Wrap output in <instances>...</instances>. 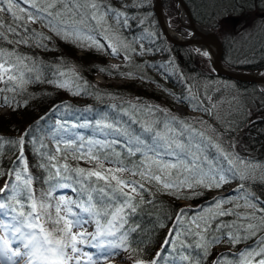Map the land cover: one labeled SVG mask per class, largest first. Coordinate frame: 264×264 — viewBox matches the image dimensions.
<instances>
[{
	"label": "trees",
	"instance_id": "1",
	"mask_svg": "<svg viewBox=\"0 0 264 264\" xmlns=\"http://www.w3.org/2000/svg\"><path fill=\"white\" fill-rule=\"evenodd\" d=\"M185 1L195 19L215 30L222 38L225 65L249 71L264 68V19L261 16L256 19L248 18L241 24H232L233 27L221 31L222 25L231 21L234 11L242 13L256 7L264 11L263 0ZM96 2L101 6L98 17L104 16L106 21L88 19L84 24L78 25L80 36L70 35L68 39L57 35L46 22L13 20L8 13L0 14L4 24V29H0L4 33L3 38H0V50L14 52L26 58L24 64L35 65L33 72L25 73L24 78L28 83L24 84L22 89L3 91L6 87L10 88L6 84L0 89V105L5 97L11 105L8 106L10 111L7 115L0 114V137L3 138L0 142V173L11 172L18 163L21 146L8 142L19 140L22 134L31 131V142L28 136H24L22 149L27 159V171L33 177L31 186L39 197L41 192H47L49 187L43 182L47 173L37 166L41 163L39 153L51 154L55 151L58 139L55 133L60 125H65V132L61 133L64 139L82 136L85 141H119L113 145V150L120 153L125 164H129L139 161L142 157L140 153L134 156L126 154L127 141H134V138L139 136L145 143L151 144L152 133L147 129L151 128L162 135H171L165 133L163 128L164 123H169L177 131H184L185 137L191 135V141L181 137L185 143H201L202 155L207 156L214 166L222 168L230 181L228 184L223 183L219 188H206L202 184L193 188L182 187L176 195L172 194L175 189H163L162 186L156 187L146 183L145 188L148 190L142 196H135L138 202L135 204V211L126 208L122 213L126 222L122 226L117 222L115 235L103 237L116 244V254L121 253L125 260L131 262L136 259L147 262L160 253V264H217L222 255L226 257L223 264H243L244 262L240 263L241 253H245L253 245H257V248L264 246L260 243L264 241V229L254 235L249 234L239 243H230L225 238V233H236L237 228L246 226L249 222L246 217L255 214V220L251 222L258 223L264 215L260 211L264 209V88L255 83L220 76L213 72L211 63L210 69L204 66L203 58L196 48L170 43L163 36L151 0ZM163 3L169 24L178 26L180 22L177 18V0H163ZM106 22L110 23L109 29L101 31ZM9 25L16 29V34L5 30ZM25 27L27 31L24 30ZM179 31L189 34L184 28ZM111 33L118 35L119 52L128 57L124 64L116 68L108 61L110 53L106 47L98 48L86 39L87 36L99 34L115 40ZM252 34L255 40L252 43L255 44L251 46L249 37ZM22 36L27 39V43L18 42ZM80 50H84V54L80 55ZM99 72L107 79L126 78L131 82L121 86L111 83L100 85L95 81V75ZM37 75L39 80L35 79ZM139 79L169 86L168 89L177 97L175 100L192 112L201 114L199 119H205L212 126L214 134L211 135L184 117H177L156 105L147 102H122L130 96L137 97L142 94L154 100L160 99L155 93L149 94L147 86L144 89H135V85L139 84L136 80ZM60 84L65 87H60ZM159 92L163 91L160 89ZM180 122L190 128H182ZM107 125L112 127L108 128ZM199 132H203L208 139L199 137ZM212 144H220L225 152L238 156L245 162L260 165L254 173V178H233L232 173L228 171L231 166ZM86 148L87 145L85 150ZM167 151L170 150H162V153ZM163 159L175 162V157L167 154H163ZM66 162L73 167H94L87 159L76 160L72 159L71 155ZM59 163L63 164L65 161L61 159ZM105 167L114 165L105 163ZM170 171L171 179L176 181L189 175L183 172L178 174L177 169ZM123 175L126 179H139L128 173ZM6 178L12 182L10 176L6 175ZM230 182L238 186L230 188ZM64 189L66 188L52 192L49 199L53 204L60 197L59 192ZM221 190H233V194H216ZM10 195L11 193H6L5 197ZM93 195L95 200V194ZM72 197L76 200L77 193L74 192ZM222 198H229L230 204V207L222 209L234 214L209 220L207 231L201 222V228L197 230L192 220L213 215L216 210L212 209V213L201 210L207 209L213 201ZM4 202L12 203L10 200ZM186 202L191 203V206ZM181 210H185L183 215ZM74 212L91 217L80 208H76ZM177 217H180V220H177ZM100 223L106 222L101 218ZM221 225L234 227L230 229ZM46 228H50V225L46 224ZM189 228L200 231L204 240L197 235H187ZM173 230L179 233V240L169 237V232ZM94 233L95 231L90 232ZM238 234L245 235L243 231ZM216 237L220 238L218 242L209 243ZM95 239L100 240V236ZM166 239H173L176 247H169L165 253L162 245ZM181 243L184 247H181ZM198 244L207 246L206 255L205 249L198 247ZM220 245L229 249L221 252L217 249ZM181 256H188L190 259L181 261ZM253 261L255 260L250 262Z\"/></svg>",
	"mask_w": 264,
	"mask_h": 264
},
{
	"label": "snow or ice",
	"instance_id": "2",
	"mask_svg": "<svg viewBox=\"0 0 264 264\" xmlns=\"http://www.w3.org/2000/svg\"><path fill=\"white\" fill-rule=\"evenodd\" d=\"M100 12L101 6L96 0H0V14L8 13L13 20L46 22V25L50 26L57 35L65 39H68L70 35L79 37L81 33L78 25L84 24L88 19L98 20L102 18L97 15ZM2 21L3 17L0 16V29H4ZM5 30L16 34V29L11 25ZM24 30L27 31V28L25 27ZM3 35L4 33L0 31V38H3ZM87 39L92 40V37L89 36ZM18 42L27 43V39L22 36ZM93 43L98 48L105 47L98 41H93ZM112 52L115 54V49H112ZM201 54L205 57L209 56L207 51ZM25 59L14 52L0 50V81L4 82L6 86H10L3 91H16L17 88L22 89L24 84L28 83V80L24 78L25 73L33 72L35 65L24 64ZM35 79L39 80V75ZM60 87H65V85L60 84ZM0 106H11L7 97L4 98L3 104ZM180 124L184 129L190 128L183 122ZM107 127L111 128L112 125H107ZM163 128L165 133L171 135H162L151 128L147 129L148 132L152 133L153 142L151 144L145 143L139 136L135 137L134 141H127L125 144L126 154L134 156L136 153H140L142 158L139 161L125 164L120 153L113 150V145L119 141H85L82 136L64 139L61 133L65 132V125H60L55 133V136L58 137L55 151L51 154L48 152L39 153L41 163L37 166L47 173L43 182L49 186L48 191L41 192L39 197L31 186L33 177L27 171V159L23 155L22 149L25 143L24 136H28L31 142V131L22 134L19 140L9 141L8 143L19 145L21 148L18 163L13 170L7 174L0 173V176L8 175L12 178L11 183H5L4 187L0 188V193H11L8 197L0 196V216L5 218L10 216L11 221H13L12 223H5L4 220H0V229L5 233H10L11 240L17 242L18 246L16 249H12L10 241L0 236V264H18L16 258L24 260L25 264H80L82 253L78 244L84 243L89 235L93 239L98 236L115 235L114 230L117 227V222L120 223V226L126 222L122 215L124 210L130 208L134 212L135 204L138 203L135 196H142L148 190L145 188L146 183L156 187L162 186L163 189H175L176 191L172 194L176 195L182 187L193 188L197 184H202L206 188H219L228 181L229 177L224 170L214 166L207 156L202 155L201 143H185L181 140V137H185V132L177 131L169 123H164ZM197 135L208 139L203 132H199ZM185 138L188 141L192 140L190 134ZM2 141L3 138L0 137V142ZM209 143H211L210 140ZM85 145H87L86 150ZM212 146L231 166L228 171L232 173L233 178L237 176L240 180L254 178V173L260 165L245 162L238 156L225 152L220 144H212ZM41 147L44 146L41 145ZM165 149L170 151L162 153V150ZM58 153L60 155H57ZM163 154L174 156L175 162L164 160ZM70 155L72 159L76 160L87 159L94 164V167L92 169L73 167L66 162ZM189 156L191 159H188ZM61 159L65 163L60 164ZM105 163L112 164L114 167H105ZM171 169H177L178 174L183 172L189 175L183 180L176 181L171 179ZM124 173H128L132 177H139V179H126ZM190 181H194V183ZM59 188L72 189L73 192L77 193V199L73 200L61 195L53 204L49 198L52 196V192ZM93 194H95V200ZM227 199L229 198L212 202L218 210L213 215L193 219L192 223L195 228L200 229L202 222L204 230L207 231L209 220L215 219L217 216L233 215V212L221 209V204ZM5 200H10L12 203H5ZM212 204L201 211L212 213ZM73 207L82 209L84 213H88L95 220L96 232L94 234L72 233L73 227H83L85 223L89 222L83 215L74 212ZM260 211L264 213V209ZM184 212L185 210H181V215ZM101 218L105 220V224L100 223ZM176 219L180 220V217ZM245 219L249 220L246 226L237 228L236 233L232 231L225 233V238L230 243H239L249 234L254 235L257 231L264 229V215L261 216L258 223L251 222L255 220V214ZM45 224L50 225V228H46ZM221 227L231 229L234 226L221 225ZM197 230L189 228L186 234L200 236L203 241L204 237ZM241 231L245 233L244 236L238 234ZM169 237L179 240V233L175 230L170 231ZM173 239L164 241L162 248L165 253L169 247H176ZM219 239L216 237L209 243L218 242ZM260 243L264 245V241ZM197 246L204 248L205 255L207 254L205 244H198ZM181 247H184L182 243ZM21 248L24 251H21ZM240 255L249 259L252 256L261 257L256 264H264V246L260 247L259 251H249ZM161 259V254L157 253L150 261L136 259L134 264H160ZM173 259L175 260V258ZM179 259L188 261L190 258L181 256ZM225 259L226 257L222 255L217 264H223Z\"/></svg>",
	"mask_w": 264,
	"mask_h": 264
},
{
	"label": "rangeland",
	"instance_id": "3",
	"mask_svg": "<svg viewBox=\"0 0 264 264\" xmlns=\"http://www.w3.org/2000/svg\"><path fill=\"white\" fill-rule=\"evenodd\" d=\"M255 2H258V0H255ZM263 3H264V0H263ZM261 12H263V10H260L256 7V8H254V10H245L242 13L240 11H234V13L232 15L240 18L238 24H241L242 22H245V20H247L248 18H251V19L255 18L256 19L259 16V13H261ZM100 17H102V18H99V21H102V22L106 21V18L104 16H100ZM177 18L180 22L179 14H177ZM167 19L169 20V18H167ZM232 24H233L232 21L225 22L221 27V31H223L222 29L233 27ZM109 25H110V23L106 22V26H102L101 31H103V29H107V28L109 29ZM179 25H180V23H179ZM173 27H176V26H173ZM112 36L115 37L114 38L115 40L109 39V38H103V40H102L101 39L102 36L99 34L90 35V37H92V40L87 39V37H89V36H87L86 39L88 40L89 43H91V45H95L93 43V41H98L100 44H104L105 47L108 48V51L114 55V56L109 57L108 61L110 62V64L112 66H114L116 68V67L120 66L124 61H127L128 57L123 56L122 58H117L120 55L119 54L120 39L116 33H113ZM253 38H254V35L253 34L250 35L249 43L251 42V46L255 44V43H252L255 41ZM109 45H110V47H109ZM112 49H115V54L112 52ZM84 52H85L84 50H80L79 54L82 55V54H84ZM197 52L202 56L204 66H206L210 69L209 57H205L201 54L203 52V50L201 48H197ZM95 81L97 84H100V85H103L104 83L107 84L111 81V84H115V86H117V85L121 86L122 84H126V83L130 82L127 79H121V80L111 79L110 81H107L105 79V77L100 73L96 74ZM136 81L139 84L135 85V89H138V88L144 89L145 86H147L148 87L147 92L149 94L155 93V96L159 97L160 99L154 100L153 98H150L149 96H147L145 94H142V95H139L137 97L130 96L129 98L125 99V101L133 103V104H137V101H140V102H147L151 105H156L158 107H161L162 109H164L168 113H171L173 115L175 113V115L183 116L188 122H191L193 124H196V125L204 128L207 132L211 133V135L214 134L212 126H210L205 119L200 120L199 118H201V116L199 114L192 112L191 110L187 109L184 105L178 103L175 100V99H177V97L168 89L169 86L159 85L156 81L143 82V80H141V79L136 80ZM4 86H5V83L0 81V89H2ZM160 89L164 93L159 92ZM9 111H10V109L8 106H1L0 107V114H2V115H7L9 113ZM102 122H105V120H102ZM226 147H227V145H226ZM5 178H6V175L0 176V188H3L5 183H8L7 180H5ZM228 181H230V180L228 179ZM228 181L225 183L228 184ZM234 184H235L234 182H230L229 186L233 187V186H235ZM222 192H227V190H221L218 193H222ZM69 193L70 192H67L68 195H70ZM1 195H5V193H0V196ZM68 195H66V196H68ZM227 197H231V196H227ZM228 200L229 199L225 200L224 203L221 204V209L224 207H230V204H228ZM233 203H234V201H233ZM186 204L191 206V203H189V202H186ZM212 209L218 211L215 208V205L212 207ZM0 233L4 239H8V236H11L10 233H5L3 230H0ZM17 246H18V243L16 242V244L13 245L12 249H16ZM217 249L222 252V251L227 250L229 248L227 246L220 245L217 247ZM21 251H24V250L21 248ZM230 251L233 252V249H231ZM249 251L256 252V251H259V248H257V245H253L252 247H250L246 250V252H249ZM257 257L258 256H252L250 259L246 258V257H242V260L240 261V263L244 262L243 264H256V262L261 258V257H258V258ZM16 259L17 260L19 259L18 261H22V259H20V258H16ZM248 260H250V261L255 260V261L250 262ZM109 261H107L106 264H131V261H126L123 258L121 253H119L118 257H116L114 260H109ZM101 262H102L101 257H94L92 260L88 259V261H85L86 264H99Z\"/></svg>",
	"mask_w": 264,
	"mask_h": 264
},
{
	"label": "water",
	"instance_id": "4",
	"mask_svg": "<svg viewBox=\"0 0 264 264\" xmlns=\"http://www.w3.org/2000/svg\"><path fill=\"white\" fill-rule=\"evenodd\" d=\"M154 13L160 28L168 41L179 46H199L209 53V57L215 73L241 82H251L264 86V69L257 71H245L233 69L223 63L224 44L218 34L203 24L199 23L193 16L192 11L185 0H177L181 26L191 31L189 36L178 34V28H172L166 18L163 0H151ZM264 16V13L261 14ZM236 23L238 17H232ZM208 47H214L212 55Z\"/></svg>",
	"mask_w": 264,
	"mask_h": 264
},
{
	"label": "bare ground",
	"instance_id": "5",
	"mask_svg": "<svg viewBox=\"0 0 264 264\" xmlns=\"http://www.w3.org/2000/svg\"><path fill=\"white\" fill-rule=\"evenodd\" d=\"M209 51L211 52V54L213 55L214 54V47H208Z\"/></svg>",
	"mask_w": 264,
	"mask_h": 264
}]
</instances>
